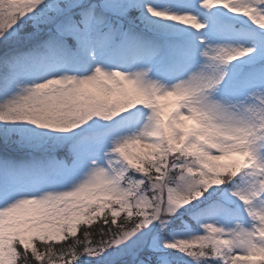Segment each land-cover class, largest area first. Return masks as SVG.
Masks as SVG:
<instances>
[{"label": "snow or ice", "instance_id": "snow-or-ice-1", "mask_svg": "<svg viewBox=\"0 0 264 264\" xmlns=\"http://www.w3.org/2000/svg\"><path fill=\"white\" fill-rule=\"evenodd\" d=\"M0 264H264V0H0Z\"/></svg>", "mask_w": 264, "mask_h": 264}, {"label": "rangeland", "instance_id": "rangeland-1", "mask_svg": "<svg viewBox=\"0 0 264 264\" xmlns=\"http://www.w3.org/2000/svg\"><path fill=\"white\" fill-rule=\"evenodd\" d=\"M123 217H121V219H122Z\"/></svg>", "mask_w": 264, "mask_h": 264}]
</instances>
